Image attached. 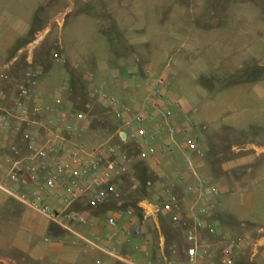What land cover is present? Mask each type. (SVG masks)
<instances>
[{"label":"crops","instance_id":"0c3cea01","mask_svg":"<svg viewBox=\"0 0 264 264\" xmlns=\"http://www.w3.org/2000/svg\"><path fill=\"white\" fill-rule=\"evenodd\" d=\"M120 1L114 2L111 11L118 23V31H113L110 40L101 33L98 37L83 32L81 43L72 49L68 37L61 31L53 53L61 50L59 53L66 62L56 60L52 54V61L35 63L36 50L31 54L20 53L28 44L19 46L20 41L30 32L36 15L49 17L56 14L57 2H52L56 4L53 13L41 15L42 5H47L45 0L29 7L21 2L16 5L12 0H0V68L7 67L6 71L14 78L13 82L0 81V104L5 107L12 104L18 92L16 82H22L27 68L32 67L41 71L33 88V103L51 109L39 116L46 128L53 129L60 124L64 115L83 111L75 109L73 102L77 97L78 81L87 85L89 95L95 97L101 107V101L93 92L98 88L120 99L131 110L148 105L156 115V121L163 118L164 110L170 109L173 113L171 124L177 128V133L168 139L169 149L162 155V169L137 156L139 151L134 147L132 135L134 125L126 111H109L115 117L119 142L134 156L133 170L140 183L161 179L169 172L172 180L166 179L168 191L183 198L186 210L196 197L188 187L197 182L186 170L187 160L194 155L187 150L186 142L196 137L204 152L200 172L222 191L213 198L216 208L210 223L218 233L243 236L252 241L251 246L238 253V264H264V199L258 197L264 192L253 187L264 177V162L256 169L257 180L253 184L238 187L232 182L228 185L229 170L238 165L252 167L264 153V147L247 141L245 136L251 121L264 124V109H260L261 114L255 118L239 117L228 111V96H244L245 101H249L245 89L255 92L258 99H264V73L261 77L259 73L249 77L240 85L228 84L229 78L242 67H264V8L255 12L245 6L248 2L264 3V0H230L232 8L228 7V0H221L226 4L216 8L204 0H128V12L120 10ZM50 8L53 6L45 10ZM124 29L125 33L121 31ZM117 34L126 36L127 47ZM54 35L56 32L51 34ZM121 49L134 51V56L130 55V59L121 56ZM228 67H234V70ZM74 69L79 70L76 80L71 75ZM159 76L168 84L163 101H155L148 94L149 81ZM58 88H61L62 98L59 105L55 103ZM167 98L173 102L169 103ZM154 122L146 124L150 130ZM87 124H76L71 132L63 131L64 138L59 144L84 146L76 132L77 128L87 130ZM228 131H239L243 135L240 143H231V158H228ZM162 133L166 136L165 131ZM107 142L113 143L108 139L100 145ZM17 144L25 150L23 142L18 140ZM84 147L90 151L97 146ZM175 170L183 171L184 177L173 176ZM114 182L121 190L122 204L109 197L91 209L85 198L64 209L55 195L47 193L45 202L60 212L57 221L0 191V264H97L98 260L101 264H164L171 256L175 264H186L184 231L171 222L168 214L154 211V205L159 204L163 196L151 194L144 205L147 216L137 210L136 216L131 217L126 214L125 207L133 205L128 198L140 184L133 186L127 176L116 178ZM146 196L147 192L143 197ZM142 198L137 199L136 205ZM109 216L116 218L115 227L107 224ZM78 217H83L85 222ZM168 223L177 232L176 239L166 232ZM137 226L143 231L139 236L133 234ZM124 229L128 232L122 234ZM172 249L176 251L174 255Z\"/></svg>","mask_w":264,"mask_h":264},{"label":"built area","instance_id":"2783aa9c","mask_svg":"<svg viewBox=\"0 0 264 264\" xmlns=\"http://www.w3.org/2000/svg\"><path fill=\"white\" fill-rule=\"evenodd\" d=\"M62 19L63 16L59 15L55 21L59 22ZM41 38L29 42L20 53L31 54ZM53 57L63 63L66 62V59L57 51L53 53ZM74 67L78 68L77 65ZM6 69L7 67L0 68V81L13 82L14 78ZM40 75L39 69L27 68L25 79L22 82H16L18 92L12 104L9 107L0 104V191L48 215L52 221L59 220L60 212L51 209L45 202L47 193L55 195L64 209L85 198L87 206L91 209L97 208L109 197H113L122 204L121 190L114 180L127 176L133 186L140 184L133 170L134 156L123 148L121 142H107L90 151L81 145L75 147L60 145L59 140L64 138L62 132H71L75 130L76 124L86 123L87 114L79 111L64 115L62 122L56 124L53 129L44 127L39 116L43 111L51 109L48 106L33 103V88L37 85ZM147 86L151 99L163 101L168 87L163 77L154 78ZM60 94L61 88H58L55 97L57 105L62 102ZM94 95L108 111L113 113L126 111L127 117L134 125L132 135L135 146L134 144L133 146L139 151L137 156L162 169V155L169 149L168 139L173 138L177 133V128L171 124L172 111L164 110L163 118L156 121V115L148 105L131 110L103 88L95 89ZM167 99L169 103L173 102L171 98ZM155 106L158 107L157 104ZM151 121H155L152 130L146 125ZM163 131L166 132V136L162 133ZM18 140L24 143V151L18 146ZM186 148L194 153L187 160L186 170L197 179L195 185L188 187L189 191L196 193V197L187 209L184 210L183 198L179 194L168 191L167 181L172 180L168 172L161 179L148 180L145 185L147 196L143 197L137 205L126 206L125 212L135 217L137 210H141L146 217L144 205L149 202L151 194L159 193L163 196V200L154 205V211L168 214L171 222L184 231L187 242L186 264L217 262L218 264H238V253L253 243L247 237H233L227 233H218L216 227L210 223L216 208L213 198L219 196L222 191L217 184L200 172L204 152L199 148L197 138L188 139ZM4 151L6 154L2 155ZM174 175L178 178L184 177L181 170H175ZM92 192L94 194L90 197L89 194ZM78 220L85 222L83 217H78ZM107 224L115 227L116 218L109 216ZM127 232V229L122 230V234ZM142 232L140 226L133 230L136 236L141 235ZM215 236L214 239L209 238ZM175 252V249H172V255ZM101 263L97 261V264ZM175 263L172 256L166 258L164 262V264Z\"/></svg>","mask_w":264,"mask_h":264},{"label":"rangeland","instance_id":"374dc122","mask_svg":"<svg viewBox=\"0 0 264 264\" xmlns=\"http://www.w3.org/2000/svg\"><path fill=\"white\" fill-rule=\"evenodd\" d=\"M53 1H56L59 6V8H57L55 12L56 14L54 16L49 17L39 16V14L36 15L33 19L30 32L22 41H20L19 46H23L27 42L29 43V41H33L42 37L39 40L38 45L34 49V51L36 50L35 63H42L43 60L52 61V54L55 48L54 44L59 43L58 35L61 31L62 33H65V35L68 37L67 41L72 49L81 43V36L85 35V33L83 32H87V34L90 35H98V37L101 33L104 35V37L110 40L114 36L112 35L113 31L115 33L116 31H118V23L112 17L111 12L114 6V2L115 4H118V0H45L44 3H47V5H42V12H40L41 15L53 13L52 10L56 8L54 6L56 4H52ZM204 1L207 2L208 5H211L215 8L222 7L226 4L225 2L221 3V0ZM20 2L23 6L24 4H26L27 7H29L33 4L38 5L40 0H12V3L16 5ZM119 4L121 11L128 12V0H121ZM231 4L233 3L228 0V7L232 8L233 5ZM48 6H53V8H50L46 11L45 9H47ZM245 6L247 9L256 12L264 8V3L259 1H253L250 3L248 2ZM97 14L99 15V17ZM59 15L61 17L63 16V19L59 22H56L55 19ZM122 22L124 23L123 20ZM47 29H49L50 31L45 34V31ZM121 31L124 33L126 32L125 29L124 31ZM53 32H56V35L51 36ZM117 36L118 38L120 36L121 43H123V46L127 47L128 44L125 41L126 36L122 34H117ZM56 51L59 53V51L61 50ZM120 52L121 56H125L128 59H130V55L134 56L132 54V52L134 51H129L128 49H121ZM59 54L62 55L61 52ZM22 67L23 65L21 66V68ZM228 69L234 70V67H228ZM242 70H238L242 71V73L237 71L231 78H229L230 80L228 81V84L236 83L240 85L246 82V79H248L249 77L256 76L258 73L259 77H261L262 73H264V67L257 66L242 67ZM74 71L76 73H79V70L74 69ZM213 76L215 78L218 77L217 75ZM134 88H137V86H134ZM76 90L77 97L73 99L74 107L75 109L86 111L88 123L87 130L80 131V129L77 128L76 136H78L77 138L81 142V144L91 149L92 147L98 146L104 141H107L108 139H111L112 142H119V137L116 133L117 127L115 126V117L113 116V114L110 113L104 107H101L95 97H91L89 95L90 91L84 82L80 83L78 81L76 85ZM246 92H248L249 95V101L247 102L245 101L246 99L243 98L244 96H228V111L234 112V115L239 117H241L242 115H246V117L248 118H255L258 116V114H261L260 109H264V99H258L256 97L257 95L255 94V92L250 89L247 91L245 89V93ZM86 105L89 106L87 107ZM246 129L247 130L245 136L247 138V141L252 143H258L260 146L264 147V124H260L258 122L255 123L251 121L247 125ZM242 137L243 135H241L239 131H228V158H231V143H240L243 139ZM240 153L241 152H239V154ZM263 162L264 153L260 156L258 163L253 164L252 167H249L248 165L235 166L232 170L228 171V185L232 182H235L238 187L249 186L250 184H253V182L257 180L256 169L259 165L261 166ZM249 169L254 172L250 173ZM253 187H257L260 192H264V177L257 180ZM143 196L144 190L138 188L129 196L128 200H132L134 202L137 199H141ZM259 196L260 198L264 199V194H260L258 195V197ZM166 227V232L168 233V235L173 239H176L178 237L177 232L173 230L170 224Z\"/></svg>","mask_w":264,"mask_h":264},{"label":"trees","instance_id":"16d2710c","mask_svg":"<svg viewBox=\"0 0 264 264\" xmlns=\"http://www.w3.org/2000/svg\"><path fill=\"white\" fill-rule=\"evenodd\" d=\"M30 42V41H29ZM28 43V42H27ZM26 43V44H27ZM71 75H72V78L74 79V80H76L77 79V77H78V75H77V73L75 72V71H72V73H71ZM148 180H150V179H147V180H145L143 183H140V189H143L144 190V195H146V191H145V189H146V182L148 181ZM137 201V200H136ZM136 201H134L133 202V204L135 205L136 204Z\"/></svg>","mask_w":264,"mask_h":264}]
</instances>
